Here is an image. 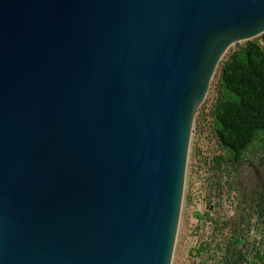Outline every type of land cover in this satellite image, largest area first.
<instances>
[{"label": "water", "instance_id": "95a60500", "mask_svg": "<svg viewBox=\"0 0 264 264\" xmlns=\"http://www.w3.org/2000/svg\"><path fill=\"white\" fill-rule=\"evenodd\" d=\"M264 0H0V264H170L192 120Z\"/></svg>", "mask_w": 264, "mask_h": 264}, {"label": "rangeland", "instance_id": "374dc122", "mask_svg": "<svg viewBox=\"0 0 264 264\" xmlns=\"http://www.w3.org/2000/svg\"><path fill=\"white\" fill-rule=\"evenodd\" d=\"M243 51L249 52L251 59L263 63L264 70V32L249 40L235 43L226 50L212 75L203 102L195 111L188 141L181 206L170 264H188V260L191 261V231L206 204L212 201H227L230 199L229 194L237 200L252 201L259 200L264 194V132L254 133L252 139L238 150L236 159L232 152L221 146L216 134L214 113L216 101L220 98L221 75L230 59L238 57ZM235 67L247 73L246 59L240 56ZM203 103L213 107V133L216 136L214 139L199 126Z\"/></svg>", "mask_w": 264, "mask_h": 264}, {"label": "built area", "instance_id": "2783aa9c", "mask_svg": "<svg viewBox=\"0 0 264 264\" xmlns=\"http://www.w3.org/2000/svg\"><path fill=\"white\" fill-rule=\"evenodd\" d=\"M212 111L211 104L201 105L199 126L214 139ZM229 197L201 211L188 264H264V194L256 201Z\"/></svg>", "mask_w": 264, "mask_h": 264}, {"label": "trees", "instance_id": "16d2710c", "mask_svg": "<svg viewBox=\"0 0 264 264\" xmlns=\"http://www.w3.org/2000/svg\"><path fill=\"white\" fill-rule=\"evenodd\" d=\"M240 56L246 59L247 73L235 67ZM251 57L249 52L243 51L226 64L221 75L220 98L215 106L218 141L233 153L235 159L238 150L252 139L254 133L264 132L263 63Z\"/></svg>", "mask_w": 264, "mask_h": 264}]
</instances>
